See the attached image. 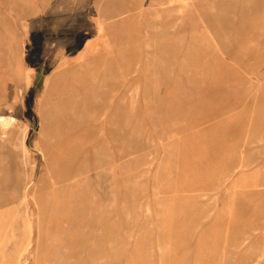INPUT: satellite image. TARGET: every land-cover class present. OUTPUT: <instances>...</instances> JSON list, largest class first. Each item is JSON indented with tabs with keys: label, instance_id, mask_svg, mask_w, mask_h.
<instances>
[{
	"label": "rangeland",
	"instance_id": "rangeland-1",
	"mask_svg": "<svg viewBox=\"0 0 264 264\" xmlns=\"http://www.w3.org/2000/svg\"><path fill=\"white\" fill-rule=\"evenodd\" d=\"M37 5L29 150L0 123V264H264V0Z\"/></svg>",
	"mask_w": 264,
	"mask_h": 264
},
{
	"label": "crops",
	"instance_id": "crops-1",
	"mask_svg": "<svg viewBox=\"0 0 264 264\" xmlns=\"http://www.w3.org/2000/svg\"><path fill=\"white\" fill-rule=\"evenodd\" d=\"M37 6V0H0V61L3 67L1 72L10 77L9 88L4 96L0 92V100L5 97L6 102L8 101L6 104L12 107V112L18 121L29 124L25 136L27 148L30 147L32 112L37 104L36 40L38 18L40 17ZM113 6L116 7V5ZM45 21L47 20L45 19ZM59 42L58 52L63 55L62 50L65 43L63 40ZM83 49L76 54L78 59L81 56L80 53L84 51ZM114 59L127 61L121 57L119 52L114 54ZM126 63L124 62V64ZM56 70L52 69L49 76H55L58 72ZM124 72V81L119 80L118 83L116 80L114 81V78H111L105 87L108 86L109 91L117 93V90H120L127 81L129 73L125 67ZM11 80H13L12 83ZM115 97L112 100L116 104ZM117 105L120 106V102ZM11 152L12 149L6 148L3 155L11 158L7 160V163L14 164V151Z\"/></svg>",
	"mask_w": 264,
	"mask_h": 264
},
{
	"label": "bare ground",
	"instance_id": "bare-ground-1",
	"mask_svg": "<svg viewBox=\"0 0 264 264\" xmlns=\"http://www.w3.org/2000/svg\"><path fill=\"white\" fill-rule=\"evenodd\" d=\"M103 9H102V14H108L110 15L112 12V5L111 4H103L102 5ZM6 37V35H5ZM6 43V42H5ZM96 51V50H95ZM11 64V63H10ZM124 67L127 69V71L130 69V64L129 63H126L124 64ZM80 74V73H79ZM82 79V78H81ZM69 80V77L67 75V72L64 71V69H59L57 74L55 76H52V77H48L46 79V83H47V90L49 92H52V91H59V90H62L64 84ZM17 81V80H16ZM94 81V79H93ZM96 82V81H95ZM21 83V82H20ZM19 85V84H18ZM115 92V91H114ZM113 91H108V90H104V92H102V95L100 96V101H102L103 103H105L106 101H110V97L111 95L114 93ZM4 96V95H3ZM16 97V96H15ZM5 98V97H4ZM2 99L0 100V103L2 105V107H0V123H3V122H7L9 120H17V117L15 116V114L12 112V107L8 106V104H6V98L5 99ZM16 100V99H15ZM123 100H125V97L123 98ZM17 103V102H16ZM12 104V103H11ZM14 106V105H13ZM45 106H46V103L44 102L43 100V96H40V99H39V111L41 113V115L44 117L45 116ZM118 112H117V116L115 119L112 120V124L111 125H114L117 130L119 131L122 127L125 128V124H126V111L125 109L123 108V106H118L117 108ZM137 113V112H136ZM139 113V112H138ZM137 113V114H138ZM127 114V113H126ZM19 117V116H18ZM61 125H62V129L64 128V123L61 122ZM18 130V129H17ZM16 130V132H17ZM53 127L51 126L50 127V130H49V133L50 134H53ZM116 130V132H117ZM127 131H129L127 129ZM126 131V132H127ZM47 133V132H46ZM46 133H44V135H46ZM16 134V133H15ZM15 144V142H14ZM27 149V148H26ZM25 152V151H24ZM43 154H44V157L46 159H48V154L43 151ZM1 198V197H0ZM8 227V226H7ZM3 228H5L3 226ZM28 230L30 232V226L28 227Z\"/></svg>",
	"mask_w": 264,
	"mask_h": 264
}]
</instances>
